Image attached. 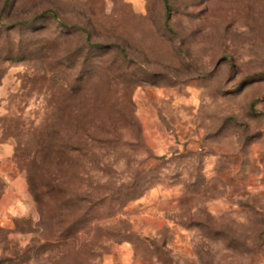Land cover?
Listing matches in <instances>:
<instances>
[{"label":"rangeland","instance_id":"obj_1","mask_svg":"<svg viewBox=\"0 0 264 264\" xmlns=\"http://www.w3.org/2000/svg\"><path fill=\"white\" fill-rule=\"evenodd\" d=\"M168 5L0 0V264H264V0Z\"/></svg>","mask_w":264,"mask_h":264},{"label":"trees","instance_id":"obj_2","mask_svg":"<svg viewBox=\"0 0 264 264\" xmlns=\"http://www.w3.org/2000/svg\"><path fill=\"white\" fill-rule=\"evenodd\" d=\"M165 6H166V8L167 9H169L168 7H169V5H168V0H165ZM169 18H168V15H167V20H168Z\"/></svg>","mask_w":264,"mask_h":264}]
</instances>
